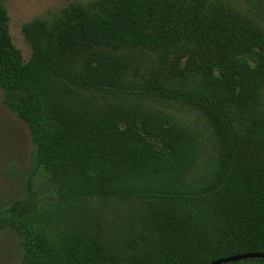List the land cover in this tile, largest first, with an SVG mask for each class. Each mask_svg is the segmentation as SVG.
Listing matches in <instances>:
<instances>
[{
	"label": "trees",
	"instance_id": "trees-1",
	"mask_svg": "<svg viewBox=\"0 0 264 264\" xmlns=\"http://www.w3.org/2000/svg\"><path fill=\"white\" fill-rule=\"evenodd\" d=\"M8 20L2 102L47 178L0 205L22 264L264 252V0L71 1L22 23L26 61Z\"/></svg>",
	"mask_w": 264,
	"mask_h": 264
},
{
	"label": "rangeland",
	"instance_id": "rangeland-1",
	"mask_svg": "<svg viewBox=\"0 0 264 264\" xmlns=\"http://www.w3.org/2000/svg\"><path fill=\"white\" fill-rule=\"evenodd\" d=\"M71 1L87 0H3L9 20V33L23 60H27L31 47L26 41L21 25L35 16H44L58 10ZM33 144L24 120L12 113L2 102L0 89V205L22 195L26 183H35L41 195V187L47 178L34 169ZM0 264H22L17 235L11 229H0Z\"/></svg>",
	"mask_w": 264,
	"mask_h": 264
},
{
	"label": "water",
	"instance_id": "water-1",
	"mask_svg": "<svg viewBox=\"0 0 264 264\" xmlns=\"http://www.w3.org/2000/svg\"><path fill=\"white\" fill-rule=\"evenodd\" d=\"M247 258H264V252H244L239 254H233L230 256L215 259L211 261L209 264H223V263L233 262Z\"/></svg>",
	"mask_w": 264,
	"mask_h": 264
}]
</instances>
